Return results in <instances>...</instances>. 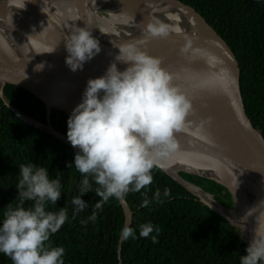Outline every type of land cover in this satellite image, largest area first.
I'll return each instance as SVG.
<instances>
[{"label":"clouds","instance_id":"clouds-1","mask_svg":"<svg viewBox=\"0 0 264 264\" xmlns=\"http://www.w3.org/2000/svg\"><path fill=\"white\" fill-rule=\"evenodd\" d=\"M23 7L24 0H19V9ZM144 31L153 37L180 33L179 28L171 29L159 20L147 22ZM191 39L184 34L181 54L189 51ZM140 43L113 45L117 51L100 75L86 79L81 99L66 119V139L76 151L71 164L66 162L65 166L80 175L77 194L68 201L71 218L89 208L82 194L91 191L99 197L81 224L95 223L98 210L110 199L119 202L129 193H139V206L146 207L150 201L163 203L171 195L165 187L149 197L147 189L152 170L162 169V161L176 156V133L187 129L192 103L173 83L160 58L147 53ZM63 44L67 53L64 62L72 72L83 70L101 51L98 38L85 24L75 26ZM118 64L124 67L118 68ZM38 65L37 69L42 67ZM17 167L16 203H8L0 215V254L11 264H64L65 249L50 240L70 220L67 204L56 207L62 185L56 176H49L45 166L30 161ZM49 205L55 206V211ZM234 223V219L228 220L229 225ZM137 231L139 237L157 243L160 228L151 222L135 228L124 224L119 239L134 240ZM245 253L239 264H264V214L252 229Z\"/></svg>","mask_w":264,"mask_h":264},{"label":"trees","instance_id":"trees-1","mask_svg":"<svg viewBox=\"0 0 264 264\" xmlns=\"http://www.w3.org/2000/svg\"><path fill=\"white\" fill-rule=\"evenodd\" d=\"M194 8L226 42L240 70V92L246 115L264 138V0H179ZM4 99L24 115L44 124L45 104L25 89L5 84ZM50 124L66 137L67 115L52 110ZM54 136L24 123L0 96V215L8 203L13 205L20 163L33 162L48 169L50 177L60 175L62 192L56 207L68 206L70 220L50 237L53 245L65 249L64 264H119V232L125 216L119 202L110 199L97 212L95 223L81 224L90 214L91 204L99 199L94 192L81 195L89 208L71 218L70 198L77 194L80 175L71 164L74 152ZM187 182L210 194L223 207L231 198L216 182L179 172ZM148 195L165 187L170 197L163 203L140 207L139 193H129L125 202L131 211V225L151 222L159 226L157 243L148 238H129L121 245L122 264H239L247 243L237 230L218 213L203 205L197 196L178 184L163 170H152ZM55 211V206L49 205ZM0 264H11L0 254Z\"/></svg>","mask_w":264,"mask_h":264},{"label":"water","instance_id":"water-1","mask_svg":"<svg viewBox=\"0 0 264 264\" xmlns=\"http://www.w3.org/2000/svg\"><path fill=\"white\" fill-rule=\"evenodd\" d=\"M4 1H8L19 8V0H0V3ZM76 1L90 5L92 3L97 4L99 0ZM106 1L122 5L126 15L141 27L143 33L111 44L101 43V51L84 64L83 70L72 72L64 62L67 53L58 50L46 39V35H50L49 31L56 30V27L48 24V17L41 9L43 2L41 0H24V7L21 9L29 14L30 18L39 26L37 33L40 31V27L43 28L39 32L41 35L40 42H32V44L41 43V46L47 51L49 49L54 50L48 52L50 56L39 58L35 55L12 54L8 48V50L5 49L0 43V96L5 105L24 123L54 136L73 148L64 135L52 128L49 117L51 111L56 110L67 116L69 115L71 109L81 99L86 79L100 75L111 60V54L117 51L113 45L128 41L141 42L140 46L147 53L160 58L161 66L172 74L173 83L191 100L193 111L187 117L189 124L184 132L231 161L257 174L264 191V138L254 128L246 115L240 92L239 66L235 55L226 42L194 8L179 0H152L159 3L162 8V11L160 9V15L165 9V13L177 15L181 18L180 33L177 34L173 31L167 37H153L145 33V25L150 21V18L146 16L147 13L138 4L131 6L130 0ZM49 3L50 0L44 4ZM100 12L107 15L105 10L97 11V13ZM17 32L26 41L34 40L33 35L35 34L22 29H18ZM184 34L192 38L191 46L187 53L181 54L180 48L185 43ZM38 64L42 65L39 69L35 67ZM117 67L122 69L124 65L118 64ZM5 84L19 86L42 101L46 108L45 123L42 124L12 107L2 94ZM201 160L206 159L194 158V162H200ZM209 164L212 170L214 167L220 174V179L183 170H179L174 175L164 168L161 170L186 190H188V185L195 188L199 187L184 180L179 172L210 179L226 188L236 209H243L229 176L213 162L209 161ZM58 180L62 185L60 175H58ZM200 190L210 195L202 189ZM191 193L197 196L203 205L218 213L228 222L222 214L206 204L200 196ZM119 203L125 216L124 224H130L132 215L130 209L125 200L119 201ZM217 204L221 206L219 203ZM223 208L226 209V207ZM262 214H264V205L257 214L258 216L256 215L257 217L253 218L252 223H249L247 239L243 238L238 232L247 244L251 239L252 229ZM121 245L122 242L119 239L117 249L119 264H122Z\"/></svg>","mask_w":264,"mask_h":264},{"label":"bare ground","instance_id":"bare-ground-1","mask_svg":"<svg viewBox=\"0 0 264 264\" xmlns=\"http://www.w3.org/2000/svg\"><path fill=\"white\" fill-rule=\"evenodd\" d=\"M41 1L43 2L41 9L48 17V24L56 27V30L49 31L50 35H46V39L49 40L48 43L53 44L55 48L65 53L63 41L75 26L85 24L91 28L92 35L98 38L100 44L119 42L130 36L143 33L141 27L126 15L122 5L114 2L99 0L97 4L92 3L89 5L76 0H50L49 4H44L48 0ZM129 2L131 6L138 4L147 13L146 16L150 20H159L171 29H180L181 18L177 15L165 13V9L160 15V9L162 11V8L159 3L152 0H130ZM101 9L107 12V16L104 17L97 13ZM38 27L24 10L10 4L8 1L0 3V43L5 49L8 48L12 54L35 55L39 58L49 55L46 52L47 50L41 46V43L32 44V42H37L41 38L39 32L43 28L40 27V31L37 33ZM18 29L35 34L33 35L34 40L26 41L17 32ZM176 140L178 152L173 159L162 161L163 168L172 175L179 170H183L220 179V174L214 167L212 170L209 161L217 167L219 166L229 176L243 209H225L219 206L211 196L203 194L199 188L188 185V190L200 196L206 204L222 214L227 220L234 219L235 223L232 225L238 228L239 231L244 229L240 234L247 239L249 223H252L253 218L259 214L264 205V191L259 176L184 131L176 133ZM197 157L206 160L194 162V158Z\"/></svg>","mask_w":264,"mask_h":264},{"label":"rangeland","instance_id":"rangeland-1","mask_svg":"<svg viewBox=\"0 0 264 264\" xmlns=\"http://www.w3.org/2000/svg\"><path fill=\"white\" fill-rule=\"evenodd\" d=\"M99 15H101V16H107L106 14H104L103 12H100L99 13ZM203 193V192H202ZM204 194V193H203ZM209 196H211V195H209ZM212 197V196H211ZM212 199H213V197H212ZM214 200V199H213ZM226 208H228V209H235L236 207H234V205H233V203H232V201H231V205L230 206H228V207H226ZM235 228V227H234ZM236 230H238V228H235ZM239 231V230H238Z\"/></svg>","mask_w":264,"mask_h":264}]
</instances>
